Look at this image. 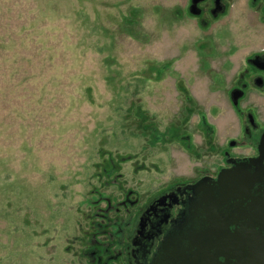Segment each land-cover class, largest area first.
Returning <instances> with one entry per match:
<instances>
[{"label":"rangeland","instance_id":"374dc122","mask_svg":"<svg viewBox=\"0 0 264 264\" xmlns=\"http://www.w3.org/2000/svg\"><path fill=\"white\" fill-rule=\"evenodd\" d=\"M187 2L0 0V264H117L127 207L216 162L217 47L264 32Z\"/></svg>","mask_w":264,"mask_h":264},{"label":"flooded vegetation","instance_id":"af4514ba","mask_svg":"<svg viewBox=\"0 0 264 264\" xmlns=\"http://www.w3.org/2000/svg\"><path fill=\"white\" fill-rule=\"evenodd\" d=\"M237 1L188 0L186 6L197 21L212 25ZM244 4L246 24L264 32V0ZM256 37L217 47L224 53V70L218 74L227 80L223 95L233 118L223 142L211 144L216 162L132 202L127 226H118L111 241L114 253L105 249L108 259L117 264H264V33ZM238 47L246 48L243 55L232 52ZM222 172H231L223 182ZM215 220L226 240L222 249L210 242Z\"/></svg>","mask_w":264,"mask_h":264},{"label":"water","instance_id":"95a60500","mask_svg":"<svg viewBox=\"0 0 264 264\" xmlns=\"http://www.w3.org/2000/svg\"><path fill=\"white\" fill-rule=\"evenodd\" d=\"M229 174H231V172H222L219 176L220 180L223 182L225 178L229 177ZM218 213H217V208H216V210H214L213 215L216 217L218 215ZM212 227H214V228H212ZM220 227H222V224H220V226H219L218 222L215 220V222L211 226V230H210L213 233V236L211 237L210 242L212 241L213 246L218 248V249L225 248V246H226V240L224 238H221L218 234V232L221 231V229H222V228L219 229ZM202 240L203 239L200 237L199 242H198L200 249H204L206 247L205 243L201 244ZM231 242H232L231 248H233V241L231 240Z\"/></svg>","mask_w":264,"mask_h":264}]
</instances>
